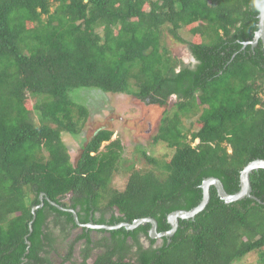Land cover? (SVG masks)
Here are the masks:
<instances>
[{
    "label": "trees",
    "instance_id": "obj_1",
    "mask_svg": "<svg viewBox=\"0 0 264 264\" xmlns=\"http://www.w3.org/2000/svg\"><path fill=\"white\" fill-rule=\"evenodd\" d=\"M261 1L0 0V264H51L59 237L50 223L80 229L65 260L80 241L88 258L95 231L109 237L94 264H238L253 254L264 264L263 169L249 176L255 199L226 204L211 186L205 209L158 245L149 224L80 228L50 204L75 210L80 224L150 217L161 233L169 214L200 203L204 179L237 193L242 169L264 160V49L250 45ZM170 42L187 46L193 63L174 56ZM82 89L160 107L174 98L153 139L170 159L140 150L143 166L120 192L109 185L123 153L112 131L94 132L72 161L65 137L81 134L89 110L70 93Z\"/></svg>",
    "mask_w": 264,
    "mask_h": 264
},
{
    "label": "rangeland",
    "instance_id": "obj_2",
    "mask_svg": "<svg viewBox=\"0 0 264 264\" xmlns=\"http://www.w3.org/2000/svg\"><path fill=\"white\" fill-rule=\"evenodd\" d=\"M182 37L185 41L191 40V36L184 33ZM170 51L178 59L185 64L193 63L192 56L185 45H174L170 42ZM73 100L85 105L89 110V117L82 129L81 134L74 139L73 137H65V143L68 147L72 161H74L81 153V148L86 141L99 129H107L112 131L113 137L116 135L121 140L123 145V153L118 166V172L109 183L110 188L117 191H123L133 169L143 166L144 161L140 156V150L156 160L167 161L170 159L173 151L165 144H155L154 137L157 135L160 120L163 113L170 110L175 103V99L171 98L166 107L148 104L137 100L132 95L126 94H102L98 90H75L70 93ZM193 127L189 123H183L192 131H196L198 126L195 120L192 122ZM196 143V142H195ZM116 213V210H114ZM110 214H105L108 218ZM51 220V219H50ZM49 229L59 237L53 248L47 252V257L51 264H94L96 258L104 253L106 247L100 243L102 238H108V234L92 231L90 233L91 245H89V257L84 259L86 244L84 241L77 242L72 245L69 258L67 256L70 244L75 237L80 233V229L71 230L67 227L66 232L61 231L60 227L53 226V223L48 224ZM53 236V235H52ZM140 242L145 248L148 242L141 238ZM161 242L158 240L156 245ZM109 243H107L108 246ZM128 244L132 242L128 240ZM116 259V256H113ZM256 255H251L244 258L238 264H255Z\"/></svg>",
    "mask_w": 264,
    "mask_h": 264
},
{
    "label": "water",
    "instance_id": "obj_3",
    "mask_svg": "<svg viewBox=\"0 0 264 264\" xmlns=\"http://www.w3.org/2000/svg\"><path fill=\"white\" fill-rule=\"evenodd\" d=\"M257 18H258V29H257L250 45L252 47H255L257 45L258 41H260L262 44V47L264 49V0L261 1V7L259 9V13H258ZM258 169L264 170V160H254L252 162H249L240 172L239 191L235 194H232V195L227 194L225 192L223 185L221 184V182L218 179L212 178V177L204 179L201 183V186H200V188L202 190V199H201L200 203L196 207L192 208L189 211H180L179 210V211H175V212H172L171 214H169L167 216V223L169 224L170 229L166 232H161V233L157 232V223L154 219H152L150 217L136 219L132 223L121 222V223H118V224L112 225V226L95 225L92 222H89L87 224H80L78 217H77V213L75 210L63 209V208L57 206L56 204H54L52 202H50V204L53 206H56L61 211L71 213L73 220H74V223L80 228L92 229V230H105V231H115V230L124 228L127 231H132V230L138 228L139 226L149 224L150 229L148 231V236L151 239H154L156 241H158V240L161 241L163 238H171L175 234V232L178 228L179 220L194 219V217L198 213H200L201 211H203L205 209V207L207 206V204L209 202V198H210L209 189L211 186H213L215 188L217 196L219 197V199L222 200L226 204H230V203H233L236 201H240L244 198L255 199L251 195V186H250L249 176L253 171L258 170ZM45 200H47V198H45ZM39 201H40L39 205H37L31 209V213L33 215V218L29 223V233L32 232V223L35 220V212L38 209H41L43 207V203H44V195L43 194H40ZM26 245H27V251H26V254H27L30 243L26 241Z\"/></svg>",
    "mask_w": 264,
    "mask_h": 264
},
{
    "label": "clouds",
    "instance_id": "obj_4",
    "mask_svg": "<svg viewBox=\"0 0 264 264\" xmlns=\"http://www.w3.org/2000/svg\"><path fill=\"white\" fill-rule=\"evenodd\" d=\"M161 242V241H160ZM157 243V242H156Z\"/></svg>",
    "mask_w": 264,
    "mask_h": 264
}]
</instances>
